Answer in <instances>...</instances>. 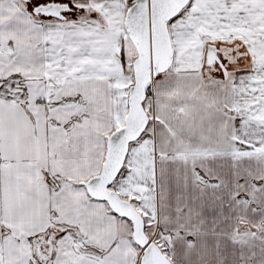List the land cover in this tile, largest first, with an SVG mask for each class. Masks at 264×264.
I'll list each match as a JSON object with an SVG mask.
<instances>
[{
    "label": "snow or ice",
    "instance_id": "obj_1",
    "mask_svg": "<svg viewBox=\"0 0 264 264\" xmlns=\"http://www.w3.org/2000/svg\"><path fill=\"white\" fill-rule=\"evenodd\" d=\"M0 264H264V0H0Z\"/></svg>",
    "mask_w": 264,
    "mask_h": 264
}]
</instances>
